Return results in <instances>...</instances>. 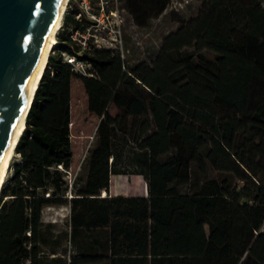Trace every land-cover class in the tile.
I'll return each instance as SVG.
<instances>
[{"label":"trees","instance_id":"16d2710c","mask_svg":"<svg viewBox=\"0 0 264 264\" xmlns=\"http://www.w3.org/2000/svg\"><path fill=\"white\" fill-rule=\"evenodd\" d=\"M126 2L146 27L171 0ZM72 3L1 190L0 264H264V4L206 0L154 60L91 45L94 74L81 75L62 52L82 49L71 29L91 20ZM74 78L101 122L87 180L72 184L67 259L43 212L69 204ZM109 173L142 174L149 196L99 197Z\"/></svg>","mask_w":264,"mask_h":264},{"label":"rangeland","instance_id":"374dc122","mask_svg":"<svg viewBox=\"0 0 264 264\" xmlns=\"http://www.w3.org/2000/svg\"><path fill=\"white\" fill-rule=\"evenodd\" d=\"M71 1V0H70ZM70 1L68 8L70 7ZM105 8L108 12L113 11L111 22L121 30V38L115 40V35L110 34V30L102 29L92 30L97 38L109 42L107 48L117 49L121 52L123 58L130 65H134L141 61L154 60L163 44L164 39L171 32L176 31L183 22L189 21L197 17L201 6L206 0H171L170 5L159 17H154L149 26H139L134 20L131 12L128 10L126 0H103ZM264 4V0H260ZM101 0H91L92 9L94 12L100 11ZM72 8L75 5L79 6L77 0H73ZM67 8V9H68ZM91 44H95V37H91ZM188 76L183 75L176 80L177 83L187 81ZM73 97H72V146L74 150L73 164L68 172H65V177L69 182V191L65 196L69 199V204L54 205L46 207L43 212L44 221L49 225L51 233L61 234L62 241L58 245L59 254H64L65 258L76 254V250L70 240L66 238L65 232L70 231L73 217L72 197L76 194L72 184H84L90 169V155L95 148L98 140V126L101 118L93 114L89 110L88 95L84 89L82 82L78 78L72 81ZM115 113V109H113ZM21 160L20 154L16 152L5 181V184L10 181L13 172V165ZM112 161V158H110ZM120 167L130 168L127 158L119 162ZM116 174V173H113ZM137 174V173H133ZM133 174L122 179L118 186V195L129 196L126 192L131 188L136 196H149V183L142 174L137 181L133 183L131 178ZM112 173H109V191L102 189L99 197L112 196L111 186ZM132 182V184L130 183ZM185 189V187L183 188ZM51 191V190H50ZM49 194V193H47ZM2 193L0 194L1 197ZM264 230V225H263ZM55 241L51 240V245ZM49 250V248H47Z\"/></svg>","mask_w":264,"mask_h":264},{"label":"water","instance_id":"95a60500","mask_svg":"<svg viewBox=\"0 0 264 264\" xmlns=\"http://www.w3.org/2000/svg\"><path fill=\"white\" fill-rule=\"evenodd\" d=\"M61 0H0V160Z\"/></svg>","mask_w":264,"mask_h":264},{"label":"bare ground","instance_id":"6f19581e","mask_svg":"<svg viewBox=\"0 0 264 264\" xmlns=\"http://www.w3.org/2000/svg\"><path fill=\"white\" fill-rule=\"evenodd\" d=\"M68 3H69V0H61L60 2L58 12L56 14V18L48 34V38L46 40L42 56L39 60V64L36 70L35 77L23 100L22 106L18 114L17 122L10 134L6 149L0 160V194H1L2 187L6 181V178H7L10 166H11V162L14 156L16 155V145L26 127L27 115L30 110L32 101L34 99L36 90L39 86L44 70L47 66L49 56L58 41L57 33L62 26L64 15L68 8Z\"/></svg>","mask_w":264,"mask_h":264},{"label":"built area","instance_id":"2783aa9c","mask_svg":"<svg viewBox=\"0 0 264 264\" xmlns=\"http://www.w3.org/2000/svg\"><path fill=\"white\" fill-rule=\"evenodd\" d=\"M70 1V0H69ZM79 2V6L82 11L86 13L87 17L91 20L90 23L87 24L86 30L81 31L79 29H71L70 36L73 40L77 41L81 44L82 49L77 51L76 54L64 51L62 55L66 61H68L72 69L81 75H93L94 66L92 62L83 58V49L89 48L91 45H95L99 48H107L109 42L104 40H100L97 38L96 34L91 32L92 30L102 29L101 25H103V29H109L110 34L115 35V40L121 38V30L115 28V26L111 22V15L115 12H108L105 8V3L103 0L100 2V11L94 12L91 5V0H77ZM78 19L81 18V12L76 15ZM91 37H95V44H91Z\"/></svg>","mask_w":264,"mask_h":264},{"label":"crops","instance_id":"0c3cea01","mask_svg":"<svg viewBox=\"0 0 264 264\" xmlns=\"http://www.w3.org/2000/svg\"><path fill=\"white\" fill-rule=\"evenodd\" d=\"M52 53L55 54L54 49L52 50ZM72 97H73V89L71 86V113H72ZM71 138H72V132H71ZM72 164H73V162H72ZM127 176H128L127 174H113L112 173L111 186H110V190H111L112 195H118V186L122 182V179L126 178ZM140 176L141 175H139V174H133L129 178H131L133 183H137ZM130 183L132 184V182H130ZM126 193L128 195L135 194V192L132 188L130 190H128Z\"/></svg>","mask_w":264,"mask_h":264}]
</instances>
